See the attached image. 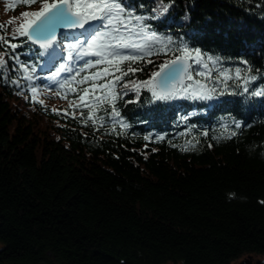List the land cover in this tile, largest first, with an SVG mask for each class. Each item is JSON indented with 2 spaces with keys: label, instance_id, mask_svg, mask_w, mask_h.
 I'll return each mask as SVG.
<instances>
[{
  "label": "trees",
  "instance_id": "1",
  "mask_svg": "<svg viewBox=\"0 0 264 264\" xmlns=\"http://www.w3.org/2000/svg\"><path fill=\"white\" fill-rule=\"evenodd\" d=\"M35 7L1 6L0 25L10 33ZM149 23L218 59L213 77L250 67V89L264 88V0H175ZM13 42L22 61L43 51ZM166 58L150 57L137 77ZM48 72L38 71L36 102L26 81L7 82L19 73L0 79V264H264V97L235 79L211 100L150 102L145 91L125 104L130 93L117 105L130 128L107 135L79 123V111L72 118V93L59 98Z\"/></svg>",
  "mask_w": 264,
  "mask_h": 264
},
{
  "label": "snow or ice",
  "instance_id": "2",
  "mask_svg": "<svg viewBox=\"0 0 264 264\" xmlns=\"http://www.w3.org/2000/svg\"><path fill=\"white\" fill-rule=\"evenodd\" d=\"M21 2L26 8L36 7L33 11H24L18 25L9 22L10 33L8 26L0 25V46L4 48L0 52V79H5V70L14 75L19 73L7 82L21 88L24 87L21 82L26 81L36 102L35 96L41 91L36 85L41 78L38 71L43 72L48 67L50 75L46 79L58 85L59 98L66 100L69 92L74 97L70 102L72 118L76 119L79 111V123L94 131L126 134L130 125L117 105L130 93L134 94V99L125 100V104L139 103L145 91L150 94V102L180 98L211 100L219 91L217 83L227 91L228 82L235 79L236 87L241 88L243 94L264 97V88L249 87L257 79L250 67L246 69L247 76L236 68L235 77L231 69L218 70L213 77L211 72L220 63L218 59L205 55L200 47L189 46L182 38L174 39L155 30L149 21L166 16L175 0H152L151 7L138 0ZM21 37L43 50L37 53V60L20 59L16 49L23 45L13 41ZM152 56L167 58L155 64V70L147 79L138 78L136 74L144 71V62L154 63ZM45 57L44 64L39 65V59ZM209 79L213 80L211 87L206 83ZM233 127L241 129L247 125L234 121ZM237 135L235 130L229 133V137ZM143 139L152 138L144 136ZM157 139L163 141L165 137L160 135Z\"/></svg>",
  "mask_w": 264,
  "mask_h": 264
},
{
  "label": "rangeland",
  "instance_id": "3",
  "mask_svg": "<svg viewBox=\"0 0 264 264\" xmlns=\"http://www.w3.org/2000/svg\"><path fill=\"white\" fill-rule=\"evenodd\" d=\"M18 1H19V0H14V1H13V4H16ZM7 4H9V1H8V0H0V7L3 6V5H7ZM2 14H3V12H2L1 9H0V18H1V15H2ZM48 75H50V74H48ZM62 78H63V77H62ZM46 81L49 82V83H51V82L48 81L47 79H46ZM50 85H55V84H52V83H51ZM56 86H58V85H56ZM50 87H53V86H50ZM1 248H2V244L0 243V249H1ZM249 257H250V256H244V257L238 259L237 261H235L234 264H241L243 261L247 260ZM251 259H252V258H251ZM259 260H261V259H259L258 257H253V260H251V264H257Z\"/></svg>",
  "mask_w": 264,
  "mask_h": 264
},
{
  "label": "water",
  "instance_id": "4",
  "mask_svg": "<svg viewBox=\"0 0 264 264\" xmlns=\"http://www.w3.org/2000/svg\"><path fill=\"white\" fill-rule=\"evenodd\" d=\"M241 264H251V257H249L247 260L243 261Z\"/></svg>",
  "mask_w": 264,
  "mask_h": 264
},
{
  "label": "bare ground",
  "instance_id": "5",
  "mask_svg": "<svg viewBox=\"0 0 264 264\" xmlns=\"http://www.w3.org/2000/svg\"><path fill=\"white\" fill-rule=\"evenodd\" d=\"M49 86H53L54 88H57L58 86H56V85H49Z\"/></svg>",
  "mask_w": 264,
  "mask_h": 264
},
{
  "label": "flooded vegetation",
  "instance_id": "6",
  "mask_svg": "<svg viewBox=\"0 0 264 264\" xmlns=\"http://www.w3.org/2000/svg\"><path fill=\"white\" fill-rule=\"evenodd\" d=\"M251 258H252L251 260H253V257H251ZM258 263H259V261H258ZM258 263H257V264H258Z\"/></svg>",
  "mask_w": 264,
  "mask_h": 264
}]
</instances>
